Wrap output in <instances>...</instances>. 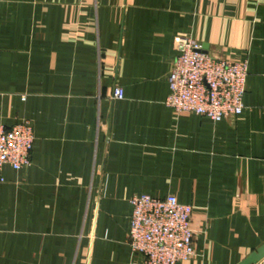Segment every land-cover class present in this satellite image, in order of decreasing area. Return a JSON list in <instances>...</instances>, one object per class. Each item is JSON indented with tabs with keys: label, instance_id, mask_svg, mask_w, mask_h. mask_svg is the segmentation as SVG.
Returning <instances> with one entry per match:
<instances>
[{
	"label": "crops",
	"instance_id": "obj_1",
	"mask_svg": "<svg viewBox=\"0 0 264 264\" xmlns=\"http://www.w3.org/2000/svg\"><path fill=\"white\" fill-rule=\"evenodd\" d=\"M177 36L248 61L240 114L164 104ZM22 120L31 165L2 172L0 264H143L127 241L139 193L193 207L179 264L264 244V0H0V125Z\"/></svg>",
	"mask_w": 264,
	"mask_h": 264
},
{
	"label": "built area",
	"instance_id": "obj_2",
	"mask_svg": "<svg viewBox=\"0 0 264 264\" xmlns=\"http://www.w3.org/2000/svg\"><path fill=\"white\" fill-rule=\"evenodd\" d=\"M176 55L168 73L169 92L164 104L176 113H192L212 121L238 115L243 110L248 61L216 58L189 36L174 38ZM112 99L124 98L114 86ZM34 142L29 121L0 125V182L5 167L31 165ZM131 215L127 241L143 264H179L195 254L191 216L193 207L175 195L154 197L139 193L129 199Z\"/></svg>",
	"mask_w": 264,
	"mask_h": 264
},
{
	"label": "water",
	"instance_id": "obj_3",
	"mask_svg": "<svg viewBox=\"0 0 264 264\" xmlns=\"http://www.w3.org/2000/svg\"><path fill=\"white\" fill-rule=\"evenodd\" d=\"M264 257V244L258 247L255 251L251 252L247 257L237 264H254Z\"/></svg>",
	"mask_w": 264,
	"mask_h": 264
}]
</instances>
